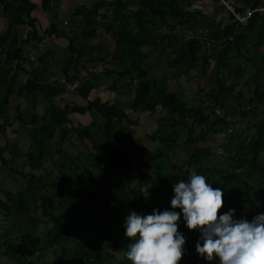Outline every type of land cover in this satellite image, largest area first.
<instances>
[{
  "label": "trees",
  "instance_id": "16d2710c",
  "mask_svg": "<svg viewBox=\"0 0 264 264\" xmlns=\"http://www.w3.org/2000/svg\"><path fill=\"white\" fill-rule=\"evenodd\" d=\"M209 1L219 3L218 0H111L97 1L91 9L74 11L72 16L81 17V21L78 29L67 36L70 57L63 67L65 77L70 82L78 79L70 78L68 73L72 66L81 63L86 53L93 67L104 66L101 77L115 78L110 86L112 92L129 88L131 97L113 104L98 99L88 101L86 106L60 107L48 102L44 125L33 132L30 149L25 154L28 169L11 170L24 177L27 186L20 193L0 200V211L6 217L19 218L20 223L14 224L22 225L20 232L10 229L0 232V258L10 264H132L126 256L130 238L124 234L125 216L132 210L150 213L153 208H170L173 184L187 179L191 169L205 175L213 187L224 190V204L218 215L234 208L237 217L250 220L264 212V84L260 83L264 67L258 66L250 77L255 86L251 105L263 117L248 123L247 129L240 128V134H229L224 158L215 164L210 148L199 146L210 139L211 133L227 135L232 126L230 112L234 115L233 103L241 92H237V83L229 81L235 71L230 67L233 62L238 63L235 72L240 74L241 61L249 59L252 50L255 57L263 56L264 12L256 11L248 25L241 27L224 8L227 24H218L214 16L212 19L193 7ZM51 3L52 0H44L45 9ZM5 8L17 27L24 24L23 17L32 6L14 7L6 3ZM253 8L264 9V0ZM164 27L169 31L157 34ZM31 28L30 37L22 45L15 33L0 39V83L8 76L12 63L26 60L24 45L42 42L43 37L32 23ZM198 29L201 36L196 33ZM58 34L55 23L45 33ZM88 42L93 43L88 46ZM150 45H160L162 51L169 52V66L178 77L197 70L200 60L203 71L210 69L215 86L210 90V104L206 108L189 105L178 91L170 90L166 76L157 79L150 75L151 64L145 52ZM37 82L33 75L24 90L35 96V90L42 89ZM80 83L78 93L87 100L94 84L90 80ZM58 91L60 88L53 89L54 93ZM126 111L159 115L157 133L149 136L158 147L156 151L148 152L147 146L136 137L139 120ZM86 113L93 116L92 123L74 130L80 142L91 144L84 160L79 158L82 154L63 153L61 148L56 167L45 168V161L51 156L49 141L54 134L59 132L63 145L68 139L70 115ZM181 147L192 151L183 165L173 163V153ZM139 163L145 170L135 166ZM9 164L0 153V170ZM134 168L138 169L136 182L130 178ZM56 171L60 174L59 181L53 177ZM98 202L99 209L95 212L93 208ZM35 211H41L51 225L43 234L33 229ZM85 229L89 232L82 235ZM179 230L186 238L179 264H218V258L207 261L196 252L198 230L187 229L183 220Z\"/></svg>",
  "mask_w": 264,
  "mask_h": 264
},
{
  "label": "crops",
  "instance_id": "0c3cea01",
  "mask_svg": "<svg viewBox=\"0 0 264 264\" xmlns=\"http://www.w3.org/2000/svg\"><path fill=\"white\" fill-rule=\"evenodd\" d=\"M97 1L110 2L111 0H52L49 9H45L43 4L44 0H7L9 6H12V4L14 7L19 4L23 5L25 8L32 6L29 14H25L23 17L24 24L17 27L11 22V12L8 9L6 10V8H0V39L8 36L10 38L12 33L13 35L15 33L19 44H21L22 41L25 42L32 32L31 23L38 34L43 37L40 43L33 41L24 45L23 56L26 60L24 63H12L9 68L8 76L4 77L3 82L0 83V106H2V110H0V153L3 159L10 163L6 165L4 169L0 170V200H5L9 194L13 193L11 188L14 186L18 189L23 183L26 187V179L17 173H11V170L14 168L19 169V171L28 169L25 154L30 149L33 132L44 125L45 113L49 101L54 102L60 107H64L67 104L86 106L88 101H95L98 99L101 102L113 104L117 101L118 96H120L119 94L122 93V89L120 93L112 92L110 89L112 85L110 80L114 78L101 77L100 74L104 66L98 64L93 67L88 59L89 55L86 53L81 63L72 66L68 74L70 78L75 76L78 77L75 81L81 82L90 80L94 84V89L89 94L88 99L86 100L82 96L80 99L73 98L70 95L78 93V91L68 94L64 92L63 89L64 82L69 81L63 73L64 66L62 65L63 63L65 65L70 57V43L67 36L72 30L78 29L77 24L81 21V17L72 16V14L79 8L91 9ZM197 5H199L198 9L204 14L212 19L215 17L213 20L218 24H227V15L224 13L225 10L219 8L220 10L217 11L216 8H218V4L209 1L197 3ZM209 6H213V8L210 9ZM53 23L58 25L59 34L56 36H46L45 33L51 28ZM92 43L93 42H88L87 45L90 46ZM40 45L43 47L41 56L38 57L37 62L30 61L29 52L38 49ZM145 52H147L148 62L151 64L150 75L157 79L166 76L167 84L169 85L171 74L175 72L168 63L169 54L167 53L169 52L165 50L162 51L160 45H150L145 48ZM33 75L37 78L38 85L42 86L43 89L37 88L35 90V96L28 94L24 90V86ZM190 77L191 75L182 77L177 76L174 80H177L176 83H180L182 79L186 80ZM58 88H60V91L54 93L53 89ZM126 112L133 119L139 120L138 127L140 126L142 130L145 129L144 125L141 124L142 121L154 118L156 124L159 118V115L134 113L130 111ZM92 121L93 116L90 113L84 115H70V123L67 125L68 139L63 145H60L59 132L54 134V138L49 141L51 156L45 161L44 167L47 168L48 165L50 169L56 167L54 164H58L61 159L59 156L61 148L63 153H67L66 149L71 143L77 147L79 143L71 137V134H75L74 130L77 127L89 126ZM2 127H4L3 131ZM138 127L136 129L137 134H139ZM153 131H155V129ZM149 136L150 135L147 133L146 137H148L150 142ZM141 140L145 146H148L149 142L145 143L143 139ZM89 144V142H85V145L89 146ZM56 180H58V178H56ZM0 215L4 214H1L0 211Z\"/></svg>",
  "mask_w": 264,
  "mask_h": 264
},
{
  "label": "clouds",
  "instance_id": "9594fccd",
  "mask_svg": "<svg viewBox=\"0 0 264 264\" xmlns=\"http://www.w3.org/2000/svg\"><path fill=\"white\" fill-rule=\"evenodd\" d=\"M212 184L191 169L187 179L173 184L170 208H153L150 213L130 211L123 226L130 238L126 256L132 264H179L186 243L179 230L181 220L187 229L199 231L195 248L205 260L264 264V212L250 220L237 217L234 208L218 215L224 190Z\"/></svg>",
  "mask_w": 264,
  "mask_h": 264
},
{
  "label": "rangeland",
  "instance_id": "374dc122",
  "mask_svg": "<svg viewBox=\"0 0 264 264\" xmlns=\"http://www.w3.org/2000/svg\"><path fill=\"white\" fill-rule=\"evenodd\" d=\"M216 4L219 5L218 8H216L217 11L220 10L219 8L221 9L223 8L222 10H224L225 7H223L222 3H216ZM193 7L199 8V5H197L196 3L193 5ZM209 7L210 9L213 8V6H209ZM168 31L169 29L164 27L157 34L165 33ZM198 31L200 32L201 30L198 29ZM199 36H201L200 33H199ZM261 49H262L261 51L263 53V56H258V58L255 57L256 53L254 50H252L248 54L249 59L248 58L242 59L241 66L243 69L240 74L235 72L237 70L236 66L238 63L233 62L232 66L230 67L231 70L235 69V71L231 75V77L229 76V81L233 83L234 82L237 83V92H241L239 96L235 98V101L233 103L234 115H233V112H230L231 116L229 117V119L232 122V126H230V129L227 135L225 133L224 134L211 133L210 139L206 143L199 144V146L201 147L210 148L211 152L214 154V157L212 158L213 164L217 163L220 159H222V157L224 158L223 156L224 147L228 143L229 134H232L233 132H235V134L238 135L242 132L240 131L241 130L240 128L247 129L249 125L248 123L253 124L257 120L263 117L261 115V112L259 110L257 111L254 105L253 106L251 105V99L253 98V95H254L255 86L252 84V81L250 80L251 74L258 68V66L264 67V48H261ZM203 55L204 54L201 55V58L203 57ZM199 62L200 63L198 64L197 70L193 71V73L190 74L191 77L187 78L186 80L182 79L180 83H176L177 80H174V78L177 77V74H175V72L172 73L168 87L170 90L178 91L189 105L193 104L197 106H203L206 108L210 104L209 94H210V90L215 86V76H213L210 73V69H207V71L206 70L203 71V68L201 65L202 60H200ZM62 65L64 66V63ZM261 76L262 77L260 78V83L263 85L264 84V70L262 71ZM114 81H115V78L111 79L110 83L113 84ZM135 87H136V83L134 82V84H132V89L134 90ZM128 91H129V88H122V93L119 94L120 96H118L117 100L124 101L126 99H129L131 97V94H129ZM70 96H72L73 98H78V99L82 98L79 93H75ZM68 98H71V97H68ZM141 124L144 125L146 131L145 129L142 130V128L139 126L138 127L139 134H136V137L139 139H143L145 143H147L149 142V140H148V137H146V134L148 133L149 135H153V134L155 135L157 133V126L154 122V118H151L150 120L142 121ZM81 127L85 128L88 126H81ZM154 129L155 131H153ZM147 131H150V132H147ZM71 137L75 139L79 143V145L75 147L73 143H71V145H69L68 148L66 149L67 150L66 152H69L74 155L82 154V157H79V158L81 160H84L83 155L89 152V150L91 149V144H89L88 146V145H85V143L80 142L76 138V135L73 133L71 134ZM236 144L237 142H235V149H236ZM157 149L158 147L155 144H152L151 141L148 143V146H147L148 152L156 151ZM191 152L192 151L189 148H185V147L179 148L177 151L173 153V159H174L173 163H176L179 165L185 164ZM262 162L264 164V159L262 160ZM135 166H138L145 170V167L140 165V163L136 164ZM48 168H50L49 165L47 169ZM169 169L170 167L167 169V171H169ZM56 172L53 173V177L55 179L58 178V181H59L60 174ZM137 177H138V169L134 168L133 171L130 173V178L132 179V181L136 182ZM26 186H27V183H26ZM24 189H25V184L23 183L18 187V189L14 186L13 188H11V190L13 191V193L11 194L16 195ZM70 189H71L70 191H73L74 188H70ZM101 203L102 202L100 201V204ZM98 204L99 202L95 205V207L93 208V211L97 212V210L99 209ZM1 214H4V213L1 212ZM35 214H36V223L33 229L35 230L37 234H43L47 229L51 227V225L48 223L47 220L43 218L41 211H35ZM14 222L20 223L19 218L6 217L5 215H0V232H2L3 230L5 231L6 229H10V231L12 232L22 231V229H20L22 228V225L14 224ZM9 224L11 225L7 226ZM88 232L89 230L85 229L82 235H86L88 234ZM48 259H51V257L49 256ZM0 264H10V263L7 262L5 258H0Z\"/></svg>",
  "mask_w": 264,
  "mask_h": 264
},
{
  "label": "built area",
  "instance_id": "2783aa9c",
  "mask_svg": "<svg viewBox=\"0 0 264 264\" xmlns=\"http://www.w3.org/2000/svg\"><path fill=\"white\" fill-rule=\"evenodd\" d=\"M219 3L223 4V7L233 16L234 21H236L239 26L246 27L249 20L254 15L256 11L264 12L263 8L255 9L253 6L240 5L234 0H218ZM7 0H0V8L5 9ZM67 23V22H66ZM42 46L40 45L38 49L31 50L29 52V59L32 62H37L39 56H41ZM81 83L78 81L70 82L66 81L63 84L64 92L70 94L75 93L80 88Z\"/></svg>",
  "mask_w": 264,
  "mask_h": 264
},
{
  "label": "water",
  "instance_id": "95a60500",
  "mask_svg": "<svg viewBox=\"0 0 264 264\" xmlns=\"http://www.w3.org/2000/svg\"><path fill=\"white\" fill-rule=\"evenodd\" d=\"M240 5H246V6H253L255 3H257L259 0H234Z\"/></svg>",
  "mask_w": 264,
  "mask_h": 264
}]
</instances>
